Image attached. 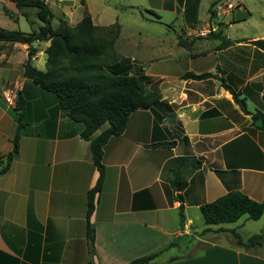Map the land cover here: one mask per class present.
<instances>
[{
  "label": "crops",
  "instance_id": "0c3cea01",
  "mask_svg": "<svg viewBox=\"0 0 264 264\" xmlns=\"http://www.w3.org/2000/svg\"><path fill=\"white\" fill-rule=\"evenodd\" d=\"M75 1L45 0L55 25L59 20L75 25L85 14L96 26L118 23L115 3L79 0L84 9L78 12ZM127 2L144 21L166 24L170 18L146 17L139 5ZM143 2L163 14L181 12L184 29L181 35L162 29L133 35L135 31L122 32L119 24L115 70L125 72L129 67V74L146 76V90L156 91L160 98L133 111L123 132L109 137L103 146L105 176L90 216L92 257L85 238L86 193L98 171L89 141L80 136L82 123L66 116L54 93L23 75L27 44L0 43V160L12 148L17 124L15 103H6L3 93L11 90L25 101L18 151L0 173V264H89L90 260L128 264L172 240L180 245L178 239L184 243L170 247L153 263L264 264V240L261 246L244 248L228 232L233 229L243 239L259 232L264 228V211L257 220L242 216L231 223L203 221L198 229L190 213L230 190L256 201L264 199V134L221 82L239 93L247 111L264 113V28L251 37L231 35L232 25L245 20L237 14L241 6L245 9L239 0L231 9L225 6L227 0H220V11L210 14L208 9V24L198 15L199 0ZM23 8L16 9L25 16L36 13L25 10L32 7ZM220 15L222 20L212 25ZM196 25L200 29L190 33ZM178 37L191 47L179 46ZM48 45L49 40L32 43L31 63L36 68L37 59L42 55L46 59ZM186 72L214 76L182 77ZM190 156L200 160V166L187 174L181 218L178 189L171 188L170 174L163 168L172 158ZM249 222L256 223L252 231L245 229ZM199 241L202 247L180 254V249ZM174 256L179 258L168 261Z\"/></svg>",
  "mask_w": 264,
  "mask_h": 264
},
{
  "label": "trees",
  "instance_id": "16d2710c",
  "mask_svg": "<svg viewBox=\"0 0 264 264\" xmlns=\"http://www.w3.org/2000/svg\"><path fill=\"white\" fill-rule=\"evenodd\" d=\"M9 1L17 9L35 8V16L41 24L37 29H32L29 32L0 27V43L17 42L28 45L27 58L23 63V75L41 89L54 93L58 107L69 119L82 123L83 128L80 136L89 141L91 159L98 171L94 186L89 188L86 193L85 238L88 252L92 257L94 227L90 216L95 207V195L100 192L105 176V166L102 162L103 146L109 137L123 132L127 119L133 111L156 104L160 96L156 91L146 90V76L129 74V67L125 72L115 70L114 43L119 33L118 23L109 27L96 26L92 23L90 16L85 14L75 25H69L66 21L59 20L53 26L51 23L53 13L45 0ZM219 1H211L210 14L214 13V7ZM146 11L154 15L155 19L159 18L153 11ZM36 40H49V45L45 48L44 70L36 68L31 63V57L35 52L32 43ZM228 42L223 41L224 44ZM177 44L186 49L191 47L190 42L180 37H178ZM213 76L214 74L210 72L200 74L186 72L182 77L204 79ZM221 82L231 93L239 108L245 113H250L252 121L259 123L258 127L264 134V113L247 111L245 101L239 98V93L227 85L223 79ZM24 106L25 101L18 93L13 109L17 124L12 138V148L6 154L5 159L0 160V173L8 169L18 151ZM199 166L200 160L194 156L175 157L164 165V171L170 174L171 188L178 189L176 199L180 202L181 218H183L181 191L188 183L187 174L195 171ZM199 211L205 225L231 223L242 216L257 220L264 211V199L256 201L239 190H230L210 202L201 204ZM228 232L234 241L244 248L261 246L264 240V228L246 239H243L233 229ZM176 245L178 242L172 240L143 256L134 258L128 264H151L166 250ZM177 258L179 257L174 256L168 261ZM89 264L94 263L90 260Z\"/></svg>",
  "mask_w": 264,
  "mask_h": 264
},
{
  "label": "rangeland",
  "instance_id": "374dc122",
  "mask_svg": "<svg viewBox=\"0 0 264 264\" xmlns=\"http://www.w3.org/2000/svg\"><path fill=\"white\" fill-rule=\"evenodd\" d=\"M95 1L98 2L99 0H95ZM104 1L107 3H115V5L117 6L118 12L116 14L117 18H115V21H117L118 24H120L122 32L128 33V32H134L135 31V33H133V35H136L139 31L143 33V32H145V29H147V30L153 29V31L154 30L158 31L159 29L169 30L170 34H172V35H178V34L181 35L183 32L182 29H184V21H183V16H182L181 12H177L176 14L174 13L173 15H169L166 13L163 14L160 11L148 9L146 6V3H144L143 0H128L130 2H133L135 5H139V7L142 8V10H141L142 13L146 17H151V18L154 17V15L150 14L146 10L153 11L155 14L162 17L163 19H166L165 15L167 17H170L167 20L166 24L152 23V22H147V21H144L143 19H141L139 17V12L137 10L130 9L128 7V5L130 3H128L127 0H104ZM118 1H120V4L118 3ZM224 1L225 0H221V3ZM227 1H231V0H227ZM239 1L243 2L245 9H243V7L241 6V8L239 9L241 14H239L238 12H237V14L238 15H244L245 20H240L238 22H235V24L232 25L231 31H229V32L231 33V35L233 37H236V38L254 36V35L258 34L264 28V0H239ZM210 2H211V0H199V7H198L199 14L198 15L202 21H205L206 24L209 23L208 9L210 6ZM75 4L78 7V12L84 9V6L79 2V0H76ZM219 5H222V4H220V1H219ZM4 6H6V7H4ZM94 8H97V4H95ZM26 9L29 10L28 11L29 13L36 10L35 8H25V10ZM214 9L218 10L217 5H215ZM235 9H238L237 6H235ZM246 9H247V12H246ZM18 10H21V9H18ZM18 10L14 6V4H12V3H10V5H9V3L3 4L0 0V27L5 28V29H19L23 32H29L32 29H37L38 26L41 24V22L37 19L35 14L34 15L28 14L27 16H25L24 14H22ZM218 11H220V10H218ZM10 12L13 13L15 19L12 18ZM9 16H11V17H9ZM222 18H223V16L220 15V16L212 19L211 24L212 25L218 24L222 20ZM112 19H114V18H112ZM226 19H230V17L225 18L224 20H226ZM109 20H107V21H109ZM55 21L56 20H52L53 26L55 25ZM202 24H203L202 22L199 23V25H202ZM198 27L199 26L196 25L188 31H190V33H192L194 30L200 29ZM154 35H157L156 37L159 36L158 32L154 33ZM136 39H138V38H136ZM44 61H45V56L42 55L39 59H37L34 62V65H36L39 69H44L45 68ZM190 213H191V216L194 220V225H196L197 229H198L200 227V225L203 224L202 217H201L198 209L197 210L193 209L192 211H190ZM254 226H256L255 222H249V223H247L245 229L248 230L251 228L250 230L252 231L255 229ZM178 241H180V245H178V246H181V244L184 243V240L178 239ZM203 245H204V243L201 241L196 242L194 244H193V242L191 244L189 243V247L185 248L184 250H181L179 247L180 254L182 253L184 255H187V254L193 253L194 251H196L197 249H199Z\"/></svg>",
  "mask_w": 264,
  "mask_h": 264
},
{
  "label": "built area",
  "instance_id": "2783aa9c",
  "mask_svg": "<svg viewBox=\"0 0 264 264\" xmlns=\"http://www.w3.org/2000/svg\"><path fill=\"white\" fill-rule=\"evenodd\" d=\"M235 4H236V2L234 0H231V1L227 2L225 4V6L229 9H231ZM222 7H223V5L217 6L218 9H221ZM3 97H4V100L6 103L14 105L15 99H16V94L14 92H12L11 90H5V92L3 93Z\"/></svg>",
  "mask_w": 264,
  "mask_h": 264
},
{
  "label": "water",
  "instance_id": "95a60500",
  "mask_svg": "<svg viewBox=\"0 0 264 264\" xmlns=\"http://www.w3.org/2000/svg\"><path fill=\"white\" fill-rule=\"evenodd\" d=\"M151 264H155V263H151Z\"/></svg>",
  "mask_w": 264,
  "mask_h": 264
}]
</instances>
